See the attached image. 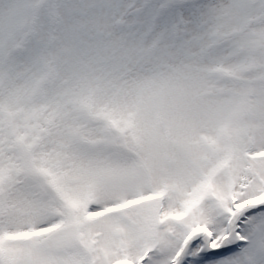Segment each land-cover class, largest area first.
I'll use <instances>...</instances> for the list:
<instances>
[{"label":"snow or ice","instance_id":"1","mask_svg":"<svg viewBox=\"0 0 264 264\" xmlns=\"http://www.w3.org/2000/svg\"><path fill=\"white\" fill-rule=\"evenodd\" d=\"M0 264H264V0H0Z\"/></svg>","mask_w":264,"mask_h":264}]
</instances>
